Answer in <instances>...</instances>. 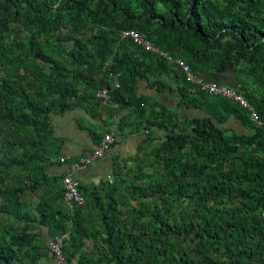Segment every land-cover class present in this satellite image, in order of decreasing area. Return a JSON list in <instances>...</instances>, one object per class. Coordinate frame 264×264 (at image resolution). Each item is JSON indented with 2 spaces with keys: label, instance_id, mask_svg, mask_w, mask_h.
I'll return each mask as SVG.
<instances>
[{
  "label": "trees",
  "instance_id": "obj_1",
  "mask_svg": "<svg viewBox=\"0 0 264 264\" xmlns=\"http://www.w3.org/2000/svg\"><path fill=\"white\" fill-rule=\"evenodd\" d=\"M126 31L194 74L233 69L264 120V0H0V264L49 260L43 228L50 239L68 235L69 263L91 240L93 256L80 264H264V129ZM107 68L122 73L113 100L132 110L127 123L148 134L113 182L86 189L91 203L71 212L63 177L46 172L49 121L93 103ZM173 73L179 107L206 116L183 119L136 98L140 81L162 91ZM155 129L167 134L157 139Z\"/></svg>",
  "mask_w": 264,
  "mask_h": 264
},
{
  "label": "crops",
  "instance_id": "obj_2",
  "mask_svg": "<svg viewBox=\"0 0 264 264\" xmlns=\"http://www.w3.org/2000/svg\"><path fill=\"white\" fill-rule=\"evenodd\" d=\"M173 72L178 75H183L179 65L171 64ZM173 74L166 75L163 79L167 81L168 85L162 91L157 90L149 85L147 81H140L138 83V90L136 98L143 100V104L160 106L169 110H177L181 118H196L204 117L206 114L198 109H188L186 107H179L181 94L178 86L172 81ZM199 79L204 81L216 83L222 86L232 88H239V79L235 71L229 70L221 74H196ZM134 94L130 96V101ZM117 108H106L100 106L97 100L82 105H74L68 111L62 114H52L49 121V137L55 145V157L49 162L47 167V174L50 177H60L69 173L67 166L59 163L61 157H66L70 163L76 162L79 159L93 152L96 144L102 139L107 131H112L114 128H119L120 138L118 144L109 151L106 156L90 165L86 170L74 175L75 179L79 181L80 186L84 187L82 192L85 195V205L89 206L91 202H87L89 192L86 189H92L98 186L103 180H110L113 182L115 176V169L117 164H123L129 158L135 157L138 153L139 147L146 139V130L140 129V126H130L127 123L132 119V110L124 109L119 103H116ZM147 106L148 110L150 106ZM158 110V109H157ZM228 128H233L237 133H249L247 129L239 125L235 120H231L227 125ZM167 132L164 130H154V136L157 139L163 138ZM92 208V207H89ZM91 214L83 212L82 219L89 218ZM43 235L49 242L47 229H43ZM87 250L83 253H76L75 258L70 264H80L79 259L91 257L92 255V241L86 240ZM90 250H89V249ZM41 264H58L53 257L49 260H44Z\"/></svg>",
  "mask_w": 264,
  "mask_h": 264
},
{
  "label": "built area",
  "instance_id": "obj_3",
  "mask_svg": "<svg viewBox=\"0 0 264 264\" xmlns=\"http://www.w3.org/2000/svg\"><path fill=\"white\" fill-rule=\"evenodd\" d=\"M124 38H129L133 40L137 45L141 46L144 50L150 52H157L161 56L167 58L169 61L172 58L159 50L153 43L148 40H145L143 36L135 31H126L123 33ZM182 69L184 70L185 74H187L188 79L192 81L194 84H198L201 86V89L212 96H218L226 99H230L238 104L241 108L248 111L250 114V118L252 122L259 128L264 129V120L260 117L257 111H255L253 105L243 96L241 92H239L235 88L227 87V86H219L215 83H209L203 81L201 79H197L190 70V67L183 62L178 63ZM107 91L101 92L100 96L104 99V104L108 103L109 97L107 95ZM115 138L113 135H106L105 138L100 142L98 146H96L95 151L93 154L83 158L78 163H73L71 165L72 172L82 171L87 168L91 163L96 161L99 158H102L110 149L111 146L114 144ZM64 162V160H62ZM64 184L67 189L66 193V200L69 205L73 203L82 204V198L78 191L79 183L72 177L67 176L64 179ZM63 238L59 237L51 242V251L57 257L59 264H66L65 256L63 255Z\"/></svg>",
  "mask_w": 264,
  "mask_h": 264
},
{
  "label": "clouds",
  "instance_id": "obj_4",
  "mask_svg": "<svg viewBox=\"0 0 264 264\" xmlns=\"http://www.w3.org/2000/svg\"><path fill=\"white\" fill-rule=\"evenodd\" d=\"M124 33V32H123ZM144 37V36H143ZM122 38L123 39H128V40H130L129 38H124L123 37V34H122ZM145 38V37H144ZM145 40H146V38H145ZM137 47H139V48H141V49H143L141 46H139V45H137L133 40H131ZM148 41H150V40H148ZM151 43H153L152 41H150ZM154 44V43H153ZM160 50V49H159ZM146 51V50H145ZM161 51V50H160ZM147 52H149V51H147ZM162 52V51H161ZM163 53H166V54H168L169 55V53L168 52H163ZM160 55V54H159ZM161 56V55H160ZM170 56V55H169ZM161 57H163V56H161ZM171 58H172V60H168L167 58H165V57H163L164 59H166L170 64H172V63H175L176 65H179L178 63L179 62H183V61H181V60H179V59H173V57L172 56H170ZM183 63H185V62H183ZM186 64V63H185ZM187 65V64H186ZM107 66H108V64H107ZM180 66V65H179ZM189 66V65H188ZM180 68H181V70L183 71V75H185L186 76V78H187V80H188V82H190V83H192V84H194L192 81H190L189 79H188V76H187V74H185V72H184V70L182 69V67L180 66ZM190 70H191V68H190ZM191 73L197 78V79H199L198 77H197V75L196 74H194L193 72H192V70H191ZM102 78L104 79V85L97 91V93L95 94V98H96V100H97V102L99 103V105L100 106H103V107H106V108H110V109H113V108H117V105H116V102L113 100V93L115 92V91H117V90H119L120 88H121V78H122V73H117V72H114L113 70H110V69H105V71L102 73ZM202 80V79H201ZM204 81V80H203ZM206 82H208V81H206ZM209 83H212V82H209ZM216 84V83H215ZM196 85H198V84H196ZM218 85V84H217ZM137 86H138V84H137ZM199 86V88L201 87L200 85H198ZM219 86H222V85H219ZM228 87V86H227ZM232 88V87H231ZM235 89H237V88H235ZM107 91L108 93H107V95H108V97H109V101H108V103H106V104H104L103 102H104V99L100 96V94H101V92H103V91ZM241 92V91H240ZM242 93V92H241ZM218 97V96H217ZM256 111V110H255ZM251 119V118H250ZM252 121V120H251ZM141 129V128H140ZM148 134V131L146 130V135ZM106 135H113L114 136V138H115V142H114V144L111 146V149L109 150V151H111L112 150V148H114L117 144H118V141H119V138H120V133H119V128H114L112 131H107L104 135H103V137H102V139L96 144V146H98L99 144H100V142L105 138V136ZM96 146H95V148H96ZM95 148H94V150H93V152L92 153H90V154H88V155H86L85 157H87V156H89V155H91V154H93L94 153V151H95ZM108 151V152H109ZM107 152V153H108ZM106 153V154H107ZM106 154L102 157V158H99V159H97L96 161H94L93 163H91L90 165H92V164H94V163H96L97 161H99V160H101V159H103L105 156H106ZM85 157H83V158H85ZM83 158H81V159H79L78 161H76V162H72V163H70L69 161H68V159L66 158V157H61L60 159H59V163L60 164H62V165H65V166H67L68 167V169H69V173H66V174H64V175H62V176H60L61 178H62V184H63V187H64V189H65V191H64V199H63V201H65V204H66V206H67V208L72 212V211H74V209L75 208H79V207H83L84 205H85V202H86V199H85V196L83 195V192L80 190V183H79V181L78 180H76L75 179V177H74V175L75 174H77V173H79V172H81V171H78V172H72L71 171V165L73 164V163H78V162H80ZM62 160H64V162H62ZM90 165L89 166H87V168L88 167H90ZM86 168V169H87ZM86 169H84V170H86ZM84 170H82V171H84ZM67 176H72L78 183H79V186H78V191H79V194H80V196H81V198H82V204H78V203H73L72 205H69L68 204V202H67V200H66V193H67V189H66V187H65V184H64V179L67 177ZM46 229V228H45ZM59 237H61V238H63V242H64V240H65V238H68V235H58V236H55V237H53V238H51L50 240H49V242H47V244H48V248H49V250H50V255L56 260V262L59 264V262H58V260H57V257L54 255V253L51 251V242H54V240L56 239V238H59ZM64 256H65V259H66V264H70L69 262H68V259H67V257H66V255L65 254H63Z\"/></svg>",
  "mask_w": 264,
  "mask_h": 264
},
{
  "label": "rangeland",
  "instance_id": "obj_5",
  "mask_svg": "<svg viewBox=\"0 0 264 264\" xmlns=\"http://www.w3.org/2000/svg\"><path fill=\"white\" fill-rule=\"evenodd\" d=\"M219 85V84H218ZM141 129L145 130L143 126H140ZM36 199L31 195L29 196V201L30 203H34ZM44 229V228H43ZM35 231H38V229H35Z\"/></svg>",
  "mask_w": 264,
  "mask_h": 264
}]
</instances>
